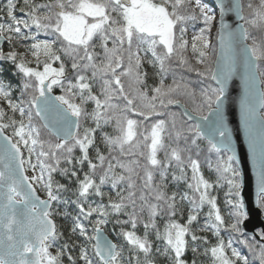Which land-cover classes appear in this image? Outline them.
I'll list each match as a JSON object with an SVG mask.
<instances>
[{
  "label": "snow or ice",
  "instance_id": "obj_1",
  "mask_svg": "<svg viewBox=\"0 0 264 264\" xmlns=\"http://www.w3.org/2000/svg\"><path fill=\"white\" fill-rule=\"evenodd\" d=\"M219 8L218 59L221 63L218 70L213 71L210 34L216 18L200 0H196L194 5L193 0H48L46 3L23 0L20 11L27 16L23 20L15 15L17 0H7L0 7V21L6 20V23H0V39L9 43L14 39H31L30 51L37 61V69H34L28 67L23 56L16 51H10L7 55L0 51V60L11 61L23 77L22 95L31 90L26 109L24 100L20 103L12 101L10 86L0 80V100L7 103L13 114L19 113L20 116L19 120L14 116L7 117L5 122L7 114L0 108V264H63L61 257L68 245H63L55 255L50 251L61 235L51 219L50 209L53 201L61 202L56 192L64 188V185L57 184L54 191L52 173L59 171L64 176L76 177L75 170L61 168L60 164L62 159L69 165L73 164L72 153L77 148L81 155L75 162L80 165L87 162L89 172L84 174L82 180L78 179V200L74 203L79 215L74 219L72 231L75 233L78 230L79 235L91 243L99 264H123L121 250L103 234L102 225L107 223L110 213L105 211L104 206H84L90 194L102 197L104 193L100 186L108 182L113 189H117L118 197V202L110 197L108 207L117 215L121 212L128 215V220H117V223H130L133 229L136 228L137 200L140 201V212L148 211L144 237L137 236L134 231L122 232L136 254L130 258L129 264L132 259L135 264H140V254L145 258L144 264H153L149 258L152 253L147 232L149 228L155 229L157 239L163 241V249L157 251L169 260V264H187L184 257L190 241V250L195 256L198 253L196 242L203 239L196 235L191 226L205 205L209 209L207 221L199 231L212 230L218 238L217 243L204 252L205 255L210 253L212 264H254V261L264 264V243H250L247 239L241 241L252 254L253 260L250 261L233 247L231 240L225 242L220 237L226 221L216 198L210 195L213 184L205 179L199 159L191 154L193 148L198 149L199 140H208L209 151L218 157L214 169L218 173L217 185L220 181L226 182L229 186L227 195L233 197L226 201L231 209V222L227 223V229L244 236V226L250 217L240 193L242 184L239 178L242 174L238 167L233 166L236 154L225 123L224 100L228 81L240 71L245 88L241 102L243 124L249 137L253 163L257 167L256 203L264 209V115L257 113V104L264 108V92L258 89V85L264 83L261 80L264 71L260 65L264 61V0H258V3L249 0L247 15L242 0L232 3L220 0ZM227 12H234L243 23L235 29L230 28L223 22ZM197 19L202 20L204 27L193 35L190 48L196 65L204 66L203 71L190 64L187 56L189 41L185 38V24ZM22 28H35L36 32L26 35ZM250 29L260 33V37L253 36ZM40 32L55 34L57 39H62L64 46L61 50L71 56V68L74 71L90 69L91 78L78 73L76 82H69L65 86L64 64L61 63L59 68L52 67L53 62L61 59L53 47L55 41H37ZM94 38L99 40L103 51V58L99 61L98 53L91 50ZM110 41L111 47L108 46ZM149 52L151 59L141 55ZM41 56L45 57L43 71L38 70ZM173 61L197 76L210 75L218 87L203 89L197 103L195 89L183 77L179 80L174 77L172 84L166 86L164 78ZM145 62L159 68L160 84L151 89V96L145 86ZM90 79L101 81L99 95L93 93ZM54 85H58L65 94L50 95ZM180 97L188 98L193 104L192 113L185 108L184 115L192 120L194 114L200 122L178 127L177 114L168 113V122L158 120L151 126L150 133L144 135L143 147L147 151H141L142 142L137 139L139 122L130 118L129 113L144 119L152 115L161 116L165 114L161 109L170 105L180 106ZM77 98L79 103L75 102ZM88 102L95 105L91 113L84 108ZM33 115L40 118L43 128L55 137L56 143L49 141L45 148V142L40 139V128L32 124ZM25 117L27 124L24 123ZM88 118L95 127H85L81 131L82 119ZM169 122L172 129L169 136L174 135L176 147L164 143V134L168 131L166 123ZM110 124L114 127L115 135L105 132L100 138L109 150V157L101 154L97 148L95 158L99 163H93L89 150L96 143L95 133ZM9 127L12 128L11 136L4 134ZM181 140L185 148L179 147ZM22 147L27 149V161ZM162 150L163 160L158 159V153ZM116 151L119 156L129 159L112 156L111 153ZM221 153L229 154L225 159ZM33 155L37 159L35 164L31 160ZM195 155L199 157L200 152L197 151ZM136 157L143 158L145 163L141 165ZM26 163L34 172L39 168L40 174L31 178L24 175ZM172 166L179 172V175L174 173L172 179L184 182L189 190L180 196L181 201L187 200L190 205L184 224L172 219L177 214V193L168 195L165 191L166 170ZM208 166L212 168L211 161H208ZM97 168L102 170L99 184L94 179ZM116 169L121 171L117 172ZM157 169L159 183L154 179ZM137 180L141 182L139 186ZM34 183L42 185L47 199L37 195ZM121 184L124 185L122 189L118 187ZM152 200L156 203H152ZM128 208H131V212L126 211ZM165 212L168 221L161 232L157 228L156 218ZM93 213H97L101 219L94 221L92 234H89L80 217L87 220ZM258 235L264 241V232ZM68 259L71 264H76L73 257L69 256ZM79 260L83 264H94L84 247L80 249ZM192 264H196L195 259Z\"/></svg>",
  "mask_w": 264,
  "mask_h": 264
},
{
  "label": "trees",
  "instance_id": "obj_2",
  "mask_svg": "<svg viewBox=\"0 0 264 264\" xmlns=\"http://www.w3.org/2000/svg\"><path fill=\"white\" fill-rule=\"evenodd\" d=\"M196 1V0H195ZM48 0H35V3H46ZM194 2V0H193ZM200 2L203 5H206L207 8L211 10L212 13H215V7L209 0H200ZM243 4L245 5V15L248 14L246 5L249 2V0H242ZM253 3H258V0H252ZM7 3V0H0V7H2L4 4ZM23 7V0H17V9L15 11V15L18 19H27V16L25 12H21L20 8ZM0 23H6V20L0 21ZM185 27L187 29L185 33V38L189 41V49H188V60L189 63L193 66L199 68L200 70H204L203 65H196L195 58L192 56L191 53V41L194 34L198 33L200 28L204 27L202 20L197 19L196 21H187L185 24ZM22 31L27 35L29 33H35L36 29H23ZM251 33L253 36L260 37V33L256 32L255 30H251ZM211 39L213 41L212 43V49L210 51L211 56V68L213 70V62L215 59L216 54V35H217V27H216V20L214 21V26L211 31ZM37 40L41 41H55L53 44L54 49L56 50V54L60 56V60L55 61L52 63V67L59 68L60 64L63 63L65 66V78H64V84L67 86L69 82L75 83L76 77L79 74L86 75L87 77L91 78V70L83 71V70H77L74 71L71 68L72 59L71 56L66 55L65 52L61 50V48L64 46L62 39H57V36L55 34H45L44 32H40L37 35ZM31 39H24V40H16L14 39L12 43H9L7 40L3 43L2 48L0 51H2L5 55H7L10 51H16L20 55L26 56V55H32L30 51V45L32 44ZM251 43V41H249ZM93 48L91 49L95 53H98L97 61L103 58V51L99 46V40L94 38L93 41ZM109 47H111V41L109 42ZM142 56L146 55L147 58L151 59V53H141ZM25 60V59H24ZM45 60V57L40 58V65L39 68L41 71H43V62ZM28 67L32 68V65L25 60ZM83 63V62H81ZM261 69L264 71V61L260 62ZM144 71L147 72V76L145 78V86L148 90L149 96H151L153 93L151 91L152 88L158 87L160 84V75L158 66L153 67L151 64H148L147 62L144 63ZM176 78L179 80L181 77H183L185 82H188L190 87L194 88L197 93V103L200 102L199 93L203 89H209V88H216L217 86L214 85V83L211 81V76L207 77H200L197 76L195 72H189L187 71L183 66H179L177 62L173 61L171 62V68L169 72L166 74L164 78V84L171 85L173 82V78ZM0 80H3L6 85H9L10 92H11V99L14 103H20L21 100L25 101L24 107L27 109V101L30 98L31 90H29L27 93L23 92L22 84H23V77L18 74L17 69L14 67L11 61L6 60H0ZM261 80H264V76H261ZM89 82L92 84L93 87V93L96 95L100 94V86L101 81L99 79L96 80H89ZM125 86L127 87V81H125ZM263 92H264V83H262ZM52 93L56 94V96L64 95L65 93L61 90V88L58 85L53 86ZM181 103L185 105L186 108H188L190 111H192L193 104L191 101L186 97H180ZM76 103H79V99L77 98ZM122 103V102H121ZM95 105L92 102H88L84 105V108L87 112L91 113L94 109ZM0 108H3L6 112L7 116L5 118V122H7V117H13L16 120L20 119L19 113L13 114L11 110L8 108V105L5 101L0 100ZM34 111V110H33ZM162 112H164V115L156 116L152 115L148 119H144L141 116H136L134 114L129 113V117L132 119H136L139 124L137 127V139L142 142L141 144V151H147L146 148L143 147V137L144 135H147L150 133L151 126L157 122L158 120H165L166 122L169 121L168 113H176L177 114V126H184L186 127L189 124H193L191 122H188L185 120L183 114L179 110V108L174 107L173 105L168 106L167 108L161 109ZM262 115H264V108L262 109ZM24 123L27 124L28 120L25 117ZM41 122L39 121L38 117L33 115L32 124L36 127L40 128V139L45 142V148H47V142L56 143L55 137H53L46 129L43 128ZM85 127H95L94 122L88 118V119H82L81 121V131H83V128ZM166 128L168 131L165 132V145H170L171 147H176L177 143L174 139V135L172 137L169 136V133L172 131L171 124L166 123ZM5 133L8 134V136L12 135V128H6L4 130ZM107 132L110 135H115L114 127L113 125H105L102 129H98L95 133L96 136V143L89 150L90 159H92L93 163H99L96 160V149L98 148L100 153L103 154L106 157H109V150L105 147V145L101 142L100 138L103 135V133ZM198 149L193 148L192 149V155L194 158L199 159L200 165H201V172L205 179H207L210 183L213 184V188L210 189V195L214 196L216 198L217 206L220 209L221 215L224 217L226 221V225L224 228L221 229L220 237L225 240V242L231 240L232 245L234 248L237 249V251H240L243 255L247 256L250 261L253 260L252 254L248 251V249L245 247L241 241L247 239L250 243L257 241L254 237L249 235L239 236L238 234L232 233L230 230L227 229V223L231 222V217L229 216L230 213V205L226 203L228 199H232L233 197L228 196L229 192V186L226 182L220 181L217 185V176L218 173L215 172V166L217 162V154L214 152L209 151V144L204 139H201L198 141ZM180 148H185L186 145L183 140L179 142ZM37 152L39 151V146H37ZM199 151L200 155L199 157H196V152ZM22 152L24 159L27 161L28 159V152L27 149L22 147ZM81 155L79 152V149H75L72 153L73 157V164L69 165L67 164L63 159L61 160L60 167L61 168H69L70 170H75L77 172L76 177L71 176H64L59 171L52 173V182H53V189L55 191L56 185L61 184L64 185V188L58 192H56V195L59 196L61 202H52V206L50 211L52 212L51 218L53 219L57 232L61 235H59V238L55 242V245L53 246L50 251L53 255L56 254L57 250L60 249L63 245L67 244L68 247L65 248L64 254L61 257L63 264H71L68 257L71 256L76 260V264H83L81 260H79V253L81 247H84L88 251L89 257L93 260L94 264H99V259L94 256L91 243L85 239V237L79 235V231L77 230L75 233H73L72 228L74 226V219L79 215V209L77 207V204L74 203V201L78 200V179L82 180L84 177V174L86 172H89L88 164L85 162L83 165L77 164L76 158H78ZM112 156H117L121 160H127L129 157H122L119 156V152H112ZM187 155V153H185ZM221 156H223L225 159L227 158L228 153H221ZM137 159H140L141 165L145 163L144 159L141 157H136ZM158 159L163 160L164 159V151H160L158 153ZM32 163H37L36 156L33 155L31 157ZM208 161H211L212 168H209ZM51 162V161H50ZM115 162V161H113ZM233 166L237 167L235 162H233ZM25 168L31 169L27 163L25 164ZM32 170V169H31ZM33 171V170H32ZM117 172H120V169H116ZM34 172V171H33ZM102 173V170L100 168H97L96 174L94 176V179L97 184H99V177ZM141 175H143V170L140 169ZM179 175L178 170L172 166L169 167L166 170V179L165 184L167 185L165 191L168 195H171L173 192L177 193V214L176 216L172 217V219L176 220L177 222L184 224L187 222V217L189 214L190 205L187 200L181 201L180 196L183 195L185 192H188L187 186L184 182H177L172 179L173 174ZM35 175L40 174L39 168H37L34 172ZM189 176L191 175L190 169L188 170ZM45 179H47V175L45 174ZM154 179L156 183L160 182L159 177V170H155ZM140 181L137 180L138 186L140 185ZM37 191L39 192V195H41L44 198H47L46 192L44 191L43 187L39 183H34ZM101 191L104 193V195L97 196L94 193L90 194L87 197V200L84 201V206L87 208L89 205L92 207H99L104 206L105 211L109 212L110 214L107 217V223L102 225V228L106 231V233L109 234V236L113 239V242L116 243L118 248L122 252V259L123 264H129L130 258L134 257L136 254L131 250L130 246L127 244V241L125 240L124 236L122 235L123 231H134L135 234L139 237H144L145 235V223L148 222L149 216L148 211L145 209L143 212H140L139 210V204L140 201L137 200V225L136 228L133 229L130 223H117V220L120 221H126L128 220V215H126L124 212H121L120 214H115L112 212L111 208L108 207L109 205V198L113 201L118 202L117 197V189H113L111 187V183H105L104 185H101ZM119 188H123L124 185L121 184L118 186ZM124 195H127V192H124ZM137 195H139V191L137 192ZM151 199V198H150ZM63 201H67V203H64ZM152 203H156L155 200L151 201ZM208 206L205 205L204 208L198 213L197 221L193 223L191 226L193 230L196 232L197 236L202 237V240H198L196 242V246L198 248V253L194 254L191 252V241L190 237L188 238L190 241L189 250L186 252L184 259L187 261V264H192V261L195 259L196 264H212L211 255L210 253L208 255H205V249H208L212 246H214L218 238L213 234L212 230L208 231H199V228H201L207 221V212H208ZM127 212H131V208L126 209ZM262 213L264 214V209H262ZM101 219V217L97 213H93L91 217H89L87 220H85L82 216L80 217L81 222L86 226L87 231L89 234H92V228L93 223L95 220ZM168 216L166 212L162 214L161 216H158L156 218V225L157 228L163 232L164 224L167 223ZM148 232V239L150 243L152 244V253L150 255V259L153 261V264H169V260L163 256L160 252L157 251V249H163V241L160 239H157L156 237V230L149 228L147 230ZM258 233H261L260 230L257 231ZM206 241V242H205ZM230 254V250H229ZM140 264H144L145 258L143 254H140L139 256ZM131 264H135V260L132 259ZM254 264H259L258 261H254Z\"/></svg>",
  "mask_w": 264,
  "mask_h": 264
},
{
  "label": "water",
  "instance_id": "obj_3",
  "mask_svg": "<svg viewBox=\"0 0 264 264\" xmlns=\"http://www.w3.org/2000/svg\"><path fill=\"white\" fill-rule=\"evenodd\" d=\"M209 1L213 4L217 13L216 54L213 62V71H217L218 66L221 63L218 59L220 57V44H219V32H220V23H221V15H220L221 9L219 8L220 0H209ZM227 2L232 3L234 2V0H227ZM223 22L228 24L230 28L233 29H235L238 26V24L243 23L238 19V17L235 15L234 12L225 13L223 17ZM4 42L5 40L0 39V49L2 48ZM211 81L214 83V85L218 87L216 81L212 79ZM258 89L259 91L263 92L262 84L258 85ZM244 94H245L244 83L241 78V72L238 71L228 81L226 86L225 100H224V118L228 132L231 137V144L236 154L235 164L240 169V172L242 174L241 177L239 178L242 184V188L240 190L241 198L245 203V210L248 212L250 217V219L246 222L244 226V233L246 235L254 237L260 243H264V241H261L260 236L258 235L259 233L257 232V230H260V232H264V214L262 213V209L259 208L256 203L257 167L253 163V156L249 147V137L245 131L243 124V113H242L241 102L244 98ZM50 95L56 96V94L52 92ZM173 106L179 108V110L183 114L182 117H184L186 121L191 123L200 122L199 117L195 116L194 114H193V119L188 120V117L184 115V109L186 108L184 104L181 103L180 106L177 105H173ZM262 109L263 108H261L259 104H257V113L259 115H262L261 113ZM188 112L192 113V111H190L189 109ZM38 119L41 122L40 124L43 125V122L40 120L39 117ZM4 134L8 135L5 132ZM204 140L208 142L206 138ZM24 175H26V172H24ZM37 195L41 199H47L39 195L38 191H37ZM103 234L105 237H107L108 240L114 243L113 239L109 236L108 233H106L104 229H103Z\"/></svg>",
  "mask_w": 264,
  "mask_h": 264
},
{
  "label": "rangeland",
  "instance_id": "obj_4",
  "mask_svg": "<svg viewBox=\"0 0 264 264\" xmlns=\"http://www.w3.org/2000/svg\"><path fill=\"white\" fill-rule=\"evenodd\" d=\"M195 0H194V2H193V5L195 4ZM204 6H206V5H204ZM214 16H215V20H216V27H217V13H216V11H215V13H212ZM37 41H41V40H37ZM211 41H212V39H211ZM33 43V42H32ZM212 43H213V41H212ZM41 57H43V56H41ZM40 57V58H41ZM24 59L25 60H27V62L29 63V64H31L32 65V68H34V69H37V61H36V58L33 56V55H26V56H24ZM38 70H40V69H38ZM41 71V70H40ZM26 169V175L29 177V178H31L33 175H35L34 174V172L31 170V169H27V168H25ZM35 186V185H34Z\"/></svg>",
  "mask_w": 264,
  "mask_h": 264
}]
</instances>
